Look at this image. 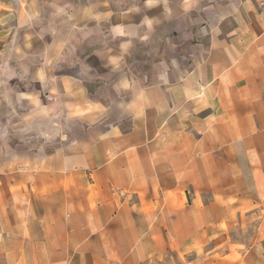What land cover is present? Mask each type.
<instances>
[{
  "label": "crops",
  "instance_id": "obj_1",
  "mask_svg": "<svg viewBox=\"0 0 264 264\" xmlns=\"http://www.w3.org/2000/svg\"><path fill=\"white\" fill-rule=\"evenodd\" d=\"M27 1L0 264H264V0Z\"/></svg>",
  "mask_w": 264,
  "mask_h": 264
},
{
  "label": "rangeland",
  "instance_id": "obj_2",
  "mask_svg": "<svg viewBox=\"0 0 264 264\" xmlns=\"http://www.w3.org/2000/svg\"><path fill=\"white\" fill-rule=\"evenodd\" d=\"M67 2H58L52 0H44V9L48 7L49 14L51 11L57 8H63L67 6ZM27 0H0V42H12V46L9 48L8 58L14 60L17 58L16 50L11 49L19 38L20 24L22 23V18H20L21 12L28 9ZM46 12V13H48ZM52 24L51 18L49 16H43L42 25L43 27H48ZM24 81H11L6 84L2 89L6 90V95H11L5 102V107L0 110V143L2 139L11 141V144H18L22 140V136L18 133V128L13 129L12 124L18 122L22 116L21 110L16 106L12 98V93L20 88H23ZM27 135H33V131L28 130ZM241 236H242V231Z\"/></svg>",
  "mask_w": 264,
  "mask_h": 264
},
{
  "label": "bare ground",
  "instance_id": "obj_3",
  "mask_svg": "<svg viewBox=\"0 0 264 264\" xmlns=\"http://www.w3.org/2000/svg\"><path fill=\"white\" fill-rule=\"evenodd\" d=\"M52 123H53V122H52ZM55 123H56V122H55ZM53 125H54V124H53ZM57 126H58V125H57ZM59 128H60V127H59ZM61 128H62V127H61ZM26 129H27V128H26ZM57 130H58V129H57ZM41 133H42V132H41ZM44 133H45V132H44ZM56 133H57V132H56ZM56 133H55V134H56ZM52 134H53V133H52ZM50 135H51V134H50ZM50 135H49V136H50ZM42 136H44V135H42ZM55 136H56V135H55ZM47 138H48V137H47ZM54 138H56V137H54ZM52 139H53V138H52Z\"/></svg>",
  "mask_w": 264,
  "mask_h": 264
}]
</instances>
